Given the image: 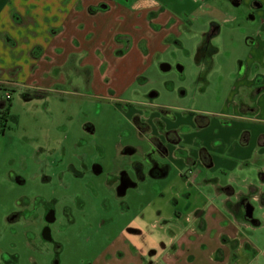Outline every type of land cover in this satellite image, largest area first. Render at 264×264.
<instances>
[{
	"label": "crops",
	"instance_id": "obj_1",
	"mask_svg": "<svg viewBox=\"0 0 264 264\" xmlns=\"http://www.w3.org/2000/svg\"><path fill=\"white\" fill-rule=\"evenodd\" d=\"M227 39L237 50L230 71L215 64ZM124 45L121 66L135 73L173 46L191 51L208 77L220 67L228 84L212 100L216 110L208 101L155 108L151 121L138 114L145 130L128 115L149 146L120 172L116 194L143 183L139 198L151 197L85 264H260L248 232L263 227L250 201L264 207V0H0V88L17 85L23 97L25 89L71 82L51 71L76 63L92 69V56L102 63ZM176 60L158 70L182 77L185 65ZM129 82L109 95L119 97ZM122 175L132 185L120 195ZM10 215L0 216L3 234L20 220ZM13 257L0 244V264H17Z\"/></svg>",
	"mask_w": 264,
	"mask_h": 264
},
{
	"label": "rangeland",
	"instance_id": "obj_2",
	"mask_svg": "<svg viewBox=\"0 0 264 264\" xmlns=\"http://www.w3.org/2000/svg\"><path fill=\"white\" fill-rule=\"evenodd\" d=\"M226 41L215 64H223L226 71H230L234 67L230 58L237 50L228 43V39ZM116 42L118 45L121 41ZM126 48L124 45L119 51L115 50L113 57L123 54ZM188 53L192 54L186 49L171 46L152 57L142 73L121 66L120 56L109 57L102 63L92 56L94 69L88 67L84 70L76 63L75 67L71 64L65 71L49 73L52 77L63 75L66 81L70 79L71 82L65 85L25 89L24 97L18 90H13L19 87L14 84L9 83L6 85L8 89L0 90V110L10 121L5 137L0 136V216L10 210L20 213L18 223L7 227L4 234L0 231V244L14 256L17 264H51L48 256L43 258L38 253L42 245L51 254L59 255L61 264H85L95 258L148 202L151 196L139 198L138 195L145 189L143 183L136 189H128L123 197L116 194L120 172L131 168L149 146L148 136L136 129L128 115L143 114L149 120V114H155V108L159 110L173 105L199 109L206 106L207 101L209 105L212 102L211 109L216 110L218 106L213 101L224 95L228 84L220 67L211 71L208 77V72L201 73L195 67ZM97 56L101 57L100 54ZM75 58L78 60L79 56ZM175 59L185 65L182 77L175 71L161 73L158 70L159 62L175 63ZM128 80L129 86L119 97L109 95L122 91L124 82ZM152 91L158 92V97L147 98ZM182 91L184 95H180ZM7 94L10 99H6ZM26 97L33 100L25 102ZM87 125L94 127L93 134L83 131ZM74 138H77L76 167L80 173L74 191L81 209L73 213L72 223L68 220L54 223L50 240L42 243V221L34 220L31 213L35 211L41 214L39 217L43 215L40 207H34L36 202L58 199L61 203L73 204L74 200L65 197L62 190L55 197H49V185L39 188V198L23 200L17 196L28 191L27 184L21 188L13 182V176L18 174L30 180V172L27 171L31 167L30 159L50 162L59 159L61 155H54L53 148L72 151ZM130 147L136 152H127ZM95 164L102 169L97 175L88 171ZM38 181L41 182L40 178ZM30 184L35 187L37 182ZM250 203L254 207V218L260 220L263 227L248 232L249 239L262 255L258 262L264 264V207L258 202Z\"/></svg>",
	"mask_w": 264,
	"mask_h": 264
},
{
	"label": "flooded vegetation",
	"instance_id": "obj_3",
	"mask_svg": "<svg viewBox=\"0 0 264 264\" xmlns=\"http://www.w3.org/2000/svg\"><path fill=\"white\" fill-rule=\"evenodd\" d=\"M132 122L133 124L140 130L146 129V124H142L139 117L134 115L132 116ZM9 120L7 117H5L4 114H0V136L1 138L5 137L7 133V128L9 126ZM142 127V128H141ZM83 131L91 135L94 133V127L92 125H87L83 127ZM74 148L72 151L69 149L64 150H55L52 152L54 155L58 154L61 155L59 159H54L52 162L49 160H31L29 161L30 166L28 167V170L30 175L28 178L30 180H27L23 178L22 176L15 174L14 180L16 181L18 186H25L27 184L28 191L25 194L16 195L17 197L28 200L30 198H39L41 196L39 188H42L43 186H48V192L49 197H55V194L59 192V190H62V192L65 193V197L69 198L70 200H74L73 204H66L65 202L61 203V201H57L58 199L54 200H42L41 202H36V205L34 207L39 208L42 210V216L39 217V213H36L35 211H32L33 219L38 218V222L42 221V234H41V241L42 243L48 242L50 240V236L53 233V224L56 223L59 220H68L69 223H72L74 221L73 213L77 212L79 209H81L80 203L77 201L76 192L74 191V184L77 182L78 175L80 173L77 171V153L76 149L77 147V138H74ZM157 145H159L156 141L154 142ZM80 145V143H79ZM80 147V146H79ZM81 148V147H80ZM130 152V150H128ZM127 151V152H128ZM132 153V152H131ZM148 158V156H146ZM80 161V160H79ZM89 172L93 174H99L100 172V166L98 164H95L88 170ZM40 178V181L38 179ZM120 179V178H119ZM121 183L125 185H132L131 181L126 178L125 175H122ZM37 182L35 187H31L32 184ZM68 193L69 195H67ZM47 197V198H49ZM46 198V197H45ZM44 201V202H43ZM35 209V208H34ZM21 210V208H20ZM22 211V210H21ZM38 212V211H37ZM11 214L9 218L12 219H19V212L16 211H9ZM39 214V215H38ZM60 231V230H59ZM59 248V247H57ZM38 253L44 258V256H48V260L50 258L51 264H61V260L59 259V255L57 254H51L50 250L42 245L41 248L38 250Z\"/></svg>",
	"mask_w": 264,
	"mask_h": 264
},
{
	"label": "water",
	"instance_id": "obj_4",
	"mask_svg": "<svg viewBox=\"0 0 264 264\" xmlns=\"http://www.w3.org/2000/svg\"><path fill=\"white\" fill-rule=\"evenodd\" d=\"M127 186L123 183L120 184L119 188H118V193L120 195H122L124 193V191L126 190Z\"/></svg>",
	"mask_w": 264,
	"mask_h": 264
},
{
	"label": "trees",
	"instance_id": "obj_5",
	"mask_svg": "<svg viewBox=\"0 0 264 264\" xmlns=\"http://www.w3.org/2000/svg\"><path fill=\"white\" fill-rule=\"evenodd\" d=\"M3 88H0V90H2ZM0 114H3V111L0 110ZM198 119V118H197ZM198 122H199V119H198Z\"/></svg>",
	"mask_w": 264,
	"mask_h": 264
},
{
	"label": "built area",
	"instance_id": "obj_6",
	"mask_svg": "<svg viewBox=\"0 0 264 264\" xmlns=\"http://www.w3.org/2000/svg\"><path fill=\"white\" fill-rule=\"evenodd\" d=\"M6 99H10V96L8 94L6 95Z\"/></svg>",
	"mask_w": 264,
	"mask_h": 264
}]
</instances>
